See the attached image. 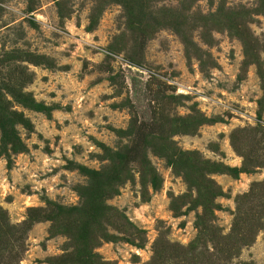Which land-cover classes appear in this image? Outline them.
Listing matches in <instances>:
<instances>
[{"label": "rangeland", "instance_id": "1", "mask_svg": "<svg viewBox=\"0 0 264 264\" xmlns=\"http://www.w3.org/2000/svg\"><path fill=\"white\" fill-rule=\"evenodd\" d=\"M0 264H264V0H0Z\"/></svg>", "mask_w": 264, "mask_h": 264}]
</instances>
